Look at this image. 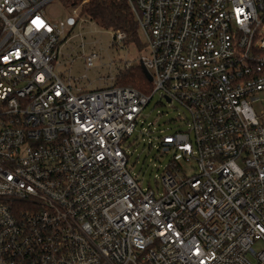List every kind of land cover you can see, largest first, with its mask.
I'll return each instance as SVG.
<instances>
[{"label":"built area","instance_id":"obj_1","mask_svg":"<svg viewBox=\"0 0 264 264\" xmlns=\"http://www.w3.org/2000/svg\"><path fill=\"white\" fill-rule=\"evenodd\" d=\"M52 1L0 0V264H264V0H126L150 94L66 84L54 65L81 7L51 23ZM156 93L189 113L159 140L158 196L122 149Z\"/></svg>","mask_w":264,"mask_h":264},{"label":"rangeland","instance_id":"obj_2","mask_svg":"<svg viewBox=\"0 0 264 264\" xmlns=\"http://www.w3.org/2000/svg\"><path fill=\"white\" fill-rule=\"evenodd\" d=\"M85 2L76 6L82 7ZM43 15L51 23L65 22L67 18L74 17L72 8L62 0L47 4ZM75 19L77 25L67 29V43L61 47L62 56L54 65L55 72L75 90L86 92L109 88L113 83L111 79L126 64L136 65L145 56V49L113 45L115 33L101 29L88 18L75 16ZM93 52H101V59L87 70L83 54L88 56ZM188 122L189 113L183 106L166 100L159 93L154 94L139 117L135 132L122 145L128 159L127 169L142 190L154 191L156 196L162 194L161 179L173 162L174 153L162 155L159 140L164 135L186 131ZM176 161L183 169L182 175L185 173L190 177L197 173L195 160L187 162L178 155Z\"/></svg>","mask_w":264,"mask_h":264},{"label":"trees","instance_id":"obj_3","mask_svg":"<svg viewBox=\"0 0 264 264\" xmlns=\"http://www.w3.org/2000/svg\"><path fill=\"white\" fill-rule=\"evenodd\" d=\"M63 1L70 7L86 1L81 7V16L88 18L103 30L125 33L126 39L123 46H134L139 50L145 49L138 22L126 0ZM115 86L133 87L146 94H150L152 91V84L146 78L139 63L122 69L117 75Z\"/></svg>","mask_w":264,"mask_h":264},{"label":"water","instance_id":"obj_4","mask_svg":"<svg viewBox=\"0 0 264 264\" xmlns=\"http://www.w3.org/2000/svg\"><path fill=\"white\" fill-rule=\"evenodd\" d=\"M140 65H141L142 71L145 74V76L148 79V81H152V77L150 76V74L148 73V71L145 69V67L142 64H140Z\"/></svg>","mask_w":264,"mask_h":264},{"label":"snow or ice","instance_id":"obj_5","mask_svg":"<svg viewBox=\"0 0 264 264\" xmlns=\"http://www.w3.org/2000/svg\"><path fill=\"white\" fill-rule=\"evenodd\" d=\"M237 11L239 12V11H241V10L237 9ZM33 23L36 24L37 27H40V26H41V22L39 21L38 18H37L36 20H34ZM9 179H11V177H9Z\"/></svg>","mask_w":264,"mask_h":264}]
</instances>
